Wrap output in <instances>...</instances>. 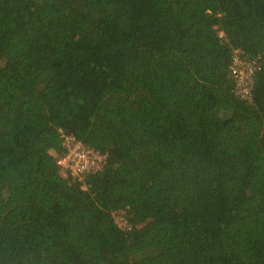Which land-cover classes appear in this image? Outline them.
Segmentation results:
<instances>
[{
	"label": "trees",
	"instance_id": "obj_1",
	"mask_svg": "<svg viewBox=\"0 0 264 264\" xmlns=\"http://www.w3.org/2000/svg\"><path fill=\"white\" fill-rule=\"evenodd\" d=\"M0 264H264V0H0Z\"/></svg>",
	"mask_w": 264,
	"mask_h": 264
},
{
	"label": "built area",
	"instance_id": "obj_2",
	"mask_svg": "<svg viewBox=\"0 0 264 264\" xmlns=\"http://www.w3.org/2000/svg\"><path fill=\"white\" fill-rule=\"evenodd\" d=\"M256 60L242 61L239 56L234 57L231 66V75L235 82L236 93H247L255 71ZM66 151L63 156L57 157V165L61 174L70 175L82 181L84 176L102 168V156L77 142L72 137L65 139Z\"/></svg>",
	"mask_w": 264,
	"mask_h": 264
},
{
	"label": "rangeland",
	"instance_id": "obj_3",
	"mask_svg": "<svg viewBox=\"0 0 264 264\" xmlns=\"http://www.w3.org/2000/svg\"><path fill=\"white\" fill-rule=\"evenodd\" d=\"M114 221L120 228L126 227L125 214L122 211L114 213Z\"/></svg>",
	"mask_w": 264,
	"mask_h": 264
}]
</instances>
